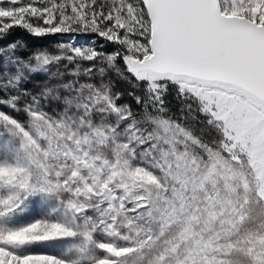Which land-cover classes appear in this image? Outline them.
Here are the masks:
<instances>
[{
	"label": "snow or ice",
	"instance_id": "obj_1",
	"mask_svg": "<svg viewBox=\"0 0 264 264\" xmlns=\"http://www.w3.org/2000/svg\"><path fill=\"white\" fill-rule=\"evenodd\" d=\"M17 27L74 42L0 44V264H264V0H0Z\"/></svg>",
	"mask_w": 264,
	"mask_h": 264
},
{
	"label": "rangeland",
	"instance_id": "obj_2",
	"mask_svg": "<svg viewBox=\"0 0 264 264\" xmlns=\"http://www.w3.org/2000/svg\"><path fill=\"white\" fill-rule=\"evenodd\" d=\"M54 38H55V40L53 42H51V43L48 42L46 44H43L40 47H32L30 49L29 48H27V49L21 48L19 50V52H18V55H20L21 57L27 59L31 54H33L35 52H38V51H47V52L52 53V54H59L60 53V49L57 47L58 44H60V43L68 44V43L74 42V41L70 40L69 37L66 36V35H64V36L55 35ZM89 39L90 38L87 37V36L80 35V36H76L75 37V42H77L79 45H84L85 42L87 40H89ZM9 43H11V42H9ZM9 43H7V44H9ZM0 44L7 45L3 41H0ZM108 51L110 52L111 49L108 50ZM64 63H66V62H62L61 65L59 66V71L67 73V69H65L63 67ZM72 67H73L72 65L68 66L69 69H71ZM56 71H57V66H55V65L52 66L51 67V72L54 73ZM109 72L107 73V77L106 78H108ZM71 78L72 77H70L69 75L66 74L61 80V79H58L56 77L51 76V73H44V72H39L38 71V72L33 73V74H28L27 79L23 83L22 87L27 88L29 91H31L33 93H39L46 86L47 87H52V86H55V85H58V84L62 83L63 81H67V80H69ZM80 79H81V81H83L85 79V77L81 76ZM97 79H99V78H97ZM172 90H174V98L177 101V104H176V106H178L177 110L181 112V108L183 107V103L184 102L182 101L181 98L177 97L175 89H172ZM170 92H171V90L169 91V93ZM166 105H168V104H166ZM55 106H56L55 102H53L52 107H55ZM166 107L168 109V115H169L170 109L174 108V105L173 106L172 105H168Z\"/></svg>",
	"mask_w": 264,
	"mask_h": 264
},
{
	"label": "trees",
	"instance_id": "obj_3",
	"mask_svg": "<svg viewBox=\"0 0 264 264\" xmlns=\"http://www.w3.org/2000/svg\"><path fill=\"white\" fill-rule=\"evenodd\" d=\"M54 40H55L54 36L34 37L28 32H26L25 30L17 27V28L12 29L10 34L0 41H3L6 44L9 42L20 41L24 45L23 47L24 49H27V48L30 49L32 47H40L43 44H46L48 42L51 43ZM110 49H111V46H108L107 50H110ZM108 77H110L116 82V86L120 91L124 92V95L121 98L120 102L130 105L134 112L139 113L140 108L136 104L135 99L127 94L128 90H130V86L126 82L119 80L114 71H110L108 74ZM138 94H142V93H138ZM165 101H166V104L168 105H172V106L174 105V108L170 109L169 115L173 116L174 118H180L181 112L177 110L178 106H176L177 101L174 98V90H171L170 93L168 92V94L165 96ZM182 122L195 127L198 133L200 132V129L203 127V125L199 123V120L193 119L191 117H189L186 121H182ZM204 136L206 139L211 138L207 130L204 131Z\"/></svg>",
	"mask_w": 264,
	"mask_h": 264
}]
</instances>
